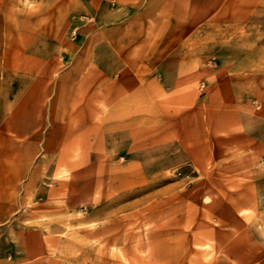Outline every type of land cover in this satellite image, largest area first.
Here are the masks:
<instances>
[{
	"label": "rangeland",
	"instance_id": "rangeland-1",
	"mask_svg": "<svg viewBox=\"0 0 264 264\" xmlns=\"http://www.w3.org/2000/svg\"><path fill=\"white\" fill-rule=\"evenodd\" d=\"M66 11L69 0H0V72L19 77L11 62L23 61L42 80L41 126L0 136V264H264V96L215 112L200 81V108L154 127L141 115L106 126L103 151L67 158L49 109L66 73L94 55L95 32ZM255 33L249 26V50ZM255 82L261 89L264 77Z\"/></svg>",
	"mask_w": 264,
	"mask_h": 264
},
{
	"label": "crops",
	"instance_id": "crops-1",
	"mask_svg": "<svg viewBox=\"0 0 264 264\" xmlns=\"http://www.w3.org/2000/svg\"><path fill=\"white\" fill-rule=\"evenodd\" d=\"M64 14L74 15L81 31L95 32L94 55L66 73L64 94L49 109L52 136H60L67 158L86 159L93 144L97 153L103 151L106 126H130L141 115L144 127H154L186 108H200V81L207 83L208 108L215 112L237 109L249 92L264 96V85L249 84L264 77L258 75L264 72V0H69ZM249 26L256 32L255 50L248 49ZM22 45L21 40L17 46ZM16 54L23 60L24 54ZM212 57L213 69L201 71L204 59ZM11 64L19 77L0 72V136L28 122L41 126L35 98L42 80L28 77L23 61ZM46 64L45 79L51 72ZM226 93L232 102L220 99ZM235 95L241 97L237 103ZM199 150L194 144L192 158Z\"/></svg>",
	"mask_w": 264,
	"mask_h": 264
}]
</instances>
